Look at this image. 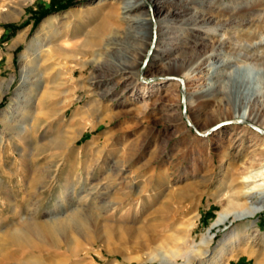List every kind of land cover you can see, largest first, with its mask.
Listing matches in <instances>:
<instances>
[{
    "label": "rangeland",
    "instance_id": "rangeland-1",
    "mask_svg": "<svg viewBox=\"0 0 264 264\" xmlns=\"http://www.w3.org/2000/svg\"><path fill=\"white\" fill-rule=\"evenodd\" d=\"M165 1L145 7L147 43L121 0H0V261L185 264L209 242L211 262L223 247L220 264H264V210L235 219L264 192L244 196L245 177L264 169V105L259 126L233 118L248 93L264 97V0ZM48 20L54 33H39ZM119 63L135 68L130 81L113 76ZM26 220L45 238L20 251L5 233Z\"/></svg>",
    "mask_w": 264,
    "mask_h": 264
},
{
    "label": "bare ground",
    "instance_id": "bare-ground-1",
    "mask_svg": "<svg viewBox=\"0 0 264 264\" xmlns=\"http://www.w3.org/2000/svg\"><path fill=\"white\" fill-rule=\"evenodd\" d=\"M104 1H106V0H101V3H103ZM148 2H151L155 6L154 8H156V12H158V13L163 12L164 7L166 6L163 4L164 2H158V0H121V9H122V12L124 14L123 20L129 24V27L131 30L130 33L136 32L141 38L145 39L147 41V43H149L151 41L153 34H154V26H153V21L151 19V15L149 14L148 11H144ZM166 3L175 5L177 7L180 5L179 3H177L174 0H167V1H165V4ZM190 4H192V3H190ZM182 5H183V3H182ZM186 6L190 7V5H186ZM259 6H264V1L261 2V4ZM178 13H179L178 8H176V7L172 10H169L167 17L159 23L160 26L158 25L157 32H158V35L160 36L161 40H163V39L165 40V38H166L165 36L168 34V32H167L168 30L167 31L165 30L167 28V23L170 21V19L172 17L176 16ZM48 26H50V27H48ZM48 29L54 33V30H53L52 25L50 24L49 20L45 21V23L41 26V28L39 29V33H42ZM39 37H41L40 34H39L38 38L34 39L29 44L28 49H27L28 52H31L32 50H34L36 48V43L39 42V39H40ZM24 39L25 38L19 37L18 40L16 39V42L24 41ZM85 46H86V43H85ZM167 50H165V48L163 50L162 48L159 47L158 53H159V55H162L164 57L167 55V53H169V52H167ZM22 58H23V56L21 57V59ZM160 58H161V56H160ZM168 61L170 62V59H168ZM123 62H125V61H123ZM126 62H127V60H126ZM128 63H129V61H128ZM131 65H129L127 63L117 64L116 65L117 68H115L114 72L112 73L113 76L121 78V81H125V82L130 81L134 75V70H135V68ZM102 67L103 66L95 65L96 69H102ZM170 68H171L170 70L172 72H174L175 74L181 75V78L184 79L186 82H189L190 80H192V78H191L192 74L190 75V73H186V72L184 73V70L187 69L188 67L185 68L184 65H182L179 61H177V60L173 61V62L171 61L170 62ZM187 70H189V69H187ZM21 75H22V83H21L22 88L27 87L28 84H33L32 81L30 82V75H29L27 66L23 67L21 69ZM71 75H72V78L71 79L69 78L70 79L69 82H71L74 79L75 72H73ZM94 80H95L94 83H96L97 79H94ZM14 82H15V78H13L8 83L7 89L11 88V86L13 85ZM35 83L39 84L38 82H35ZM241 85L244 86V83H242ZM204 96H206V95H204ZM263 100H264V97H263L261 91L259 93H256V92L248 93L246 95V102L248 103L247 107H243L242 111L237 112L233 116V118L236 120H239L241 122H245L247 124H252L254 126H256V125L259 126L261 124V126H259V127L264 130V123H260L261 120H259V116H258L259 114L255 109V106H258V108H259V106L264 105ZM200 101H201V99H200ZM258 123H260V124H258ZM96 128H97L96 126L91 127V129H93V130ZM245 180H247L248 183H250V185L244 190V196H250V195L255 194L257 191H262L261 187L264 186V169L254 173V174H250V175L246 176ZM259 182H262V183H259ZM250 186H252V187H250ZM12 198H13L12 196H9L10 201L12 200ZM246 203L248 204V206L244 210H241L239 212H235V219L236 220H242L243 221V220H246L250 217H254L256 214L262 212L264 210V192L260 193V197L258 198L257 201H249L248 200ZM14 213L16 215L17 211L15 210ZM231 214L232 213L224 214L222 216V218L218 221V224L220 222L221 223L225 222V220H227ZM27 219H29V218H27ZM250 219H252V218H250ZM24 225H25L24 229L23 230L21 229V231H17L14 229V230H10L8 232L6 231L7 233H5V237H6L5 243L9 246L17 247L18 248L17 250H20V251L23 249H34V248H36V246L33 243L34 237L41 238L42 242H44V238H45V228L41 223L31 222V221L26 220ZM188 228H191V226H189ZM185 232L187 234V231H183L182 234ZM186 234H183V236H181L179 234H174V237L170 238V240H173V241L180 240L181 241V239H183ZM3 235H4V233H3ZM166 241H167V239L164 240V242L163 241L161 242V245L159 246L161 251L166 247L165 246V245H167ZM195 247H197V249L185 253L184 257L187 258V263H185V264H196V263H199V264H220L222 262V260L225 258V251H224L223 247L221 249H219L218 252L215 254V256L212 258V260H213L212 262H211V260H209L211 258L210 255H212L211 251H210V243L209 242L206 243L204 247L201 244H198ZM3 258L4 259H1L0 264H5V263L9 262V260L12 259V257H6V258L3 257ZM161 264H171V263H169L165 259H161Z\"/></svg>",
    "mask_w": 264,
    "mask_h": 264
},
{
    "label": "water",
    "instance_id": "water-1",
    "mask_svg": "<svg viewBox=\"0 0 264 264\" xmlns=\"http://www.w3.org/2000/svg\"><path fill=\"white\" fill-rule=\"evenodd\" d=\"M181 82L184 84V81L183 80H181ZM258 130V129H257Z\"/></svg>",
    "mask_w": 264,
    "mask_h": 264
}]
</instances>
